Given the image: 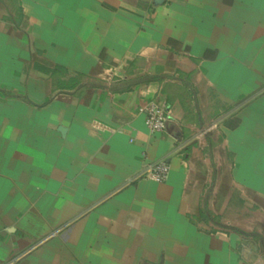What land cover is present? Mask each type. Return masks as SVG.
<instances>
[{
	"label": "crops",
	"instance_id": "obj_1",
	"mask_svg": "<svg viewBox=\"0 0 264 264\" xmlns=\"http://www.w3.org/2000/svg\"><path fill=\"white\" fill-rule=\"evenodd\" d=\"M262 255L264 0H0V264Z\"/></svg>",
	"mask_w": 264,
	"mask_h": 264
},
{
	"label": "built area",
	"instance_id": "obj_2",
	"mask_svg": "<svg viewBox=\"0 0 264 264\" xmlns=\"http://www.w3.org/2000/svg\"><path fill=\"white\" fill-rule=\"evenodd\" d=\"M144 115V124L151 133L160 132L164 128L168 110L165 106L151 102L139 109ZM169 166L165 162H157L147 165L142 171V176L156 183H163L167 180Z\"/></svg>",
	"mask_w": 264,
	"mask_h": 264
},
{
	"label": "water",
	"instance_id": "obj_3",
	"mask_svg": "<svg viewBox=\"0 0 264 264\" xmlns=\"http://www.w3.org/2000/svg\"><path fill=\"white\" fill-rule=\"evenodd\" d=\"M155 4L159 5L162 4L164 0H153ZM147 80H150V77L148 76H142L137 79H131V80H124L119 83H113L110 85L107 84H101L100 82H95L94 84H91V86L108 90V91H119V90H124L139 84L145 83ZM79 86L78 88H80ZM254 264H264V255L260 256L258 259H256Z\"/></svg>",
	"mask_w": 264,
	"mask_h": 264
}]
</instances>
